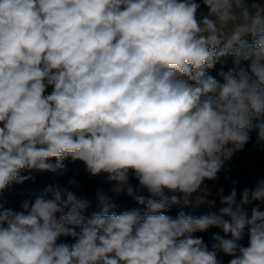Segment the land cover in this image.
Here are the masks:
<instances>
[{
  "label": "clouds",
  "instance_id": "obj_1",
  "mask_svg": "<svg viewBox=\"0 0 264 264\" xmlns=\"http://www.w3.org/2000/svg\"><path fill=\"white\" fill-rule=\"evenodd\" d=\"M253 132L260 0H0V194L67 160L102 178L91 213L76 176L0 200V264H264V178L227 175Z\"/></svg>",
  "mask_w": 264,
  "mask_h": 264
},
{
  "label": "trees",
  "instance_id": "obj_2",
  "mask_svg": "<svg viewBox=\"0 0 264 264\" xmlns=\"http://www.w3.org/2000/svg\"><path fill=\"white\" fill-rule=\"evenodd\" d=\"M247 39H250V36L247 37ZM231 65L232 58H226V60L217 64L216 69L212 70L211 74L216 75V72L220 70L222 66L226 71L231 67ZM65 164L66 171L63 175L48 172L22 173L24 175H32L34 179H30L20 185L10 186L5 192L0 194V200L4 202L6 207H10L14 210H20V204L22 201L26 199H34L37 195L40 194L44 187L55 183L64 185L69 179H71L73 176H76V178L82 184V188L80 189V191L85 193L89 197V199L93 201L92 207L88 209V212L91 213L92 211H97L98 208L95 205L94 193L95 189L101 185L102 178L90 177L86 173L85 166L81 162H72L70 160H67L65 161ZM231 164L234 165V168L229 173H227V175H230L232 179L239 181L238 188L240 190H242L244 187L252 186L257 178H264V143L257 144L255 132L251 134L250 143L246 145L245 149L242 152L238 153L237 157L233 159ZM224 176L225 173H221L219 180L215 185H213V187L215 188L223 185L225 191L227 192L230 188V181H226ZM116 204L117 207L114 210L117 212L137 207L134 200L127 196H121L120 198H118ZM177 211H179V209L173 207L169 214L174 216ZM186 211L193 210L186 209ZM207 211L208 209L201 208L199 210H195L194 214L199 215ZM213 232H219L221 235H224L222 230L220 229H210L207 233L198 235H203L204 240L209 244V246H211V243L213 242L211 240ZM63 239L64 238H62V240ZM242 243H244L245 246L247 245L246 235ZM218 258L221 260V264H227L228 260L230 259V257L224 256L223 254H219Z\"/></svg>",
  "mask_w": 264,
  "mask_h": 264
},
{
  "label": "built area",
  "instance_id": "obj_3",
  "mask_svg": "<svg viewBox=\"0 0 264 264\" xmlns=\"http://www.w3.org/2000/svg\"><path fill=\"white\" fill-rule=\"evenodd\" d=\"M261 3H264V0H260Z\"/></svg>",
  "mask_w": 264,
  "mask_h": 264
},
{
  "label": "rangeland",
  "instance_id": "obj_4",
  "mask_svg": "<svg viewBox=\"0 0 264 264\" xmlns=\"http://www.w3.org/2000/svg\"><path fill=\"white\" fill-rule=\"evenodd\" d=\"M205 209H207V208H205Z\"/></svg>",
  "mask_w": 264,
  "mask_h": 264
}]
</instances>
